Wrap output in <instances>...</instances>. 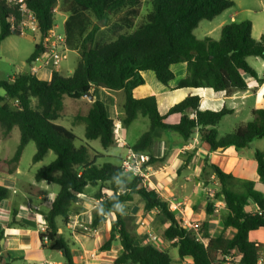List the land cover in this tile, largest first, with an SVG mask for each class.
<instances>
[{
    "label": "trees",
    "instance_id": "trees-1",
    "mask_svg": "<svg viewBox=\"0 0 264 264\" xmlns=\"http://www.w3.org/2000/svg\"><path fill=\"white\" fill-rule=\"evenodd\" d=\"M145 0H26L45 35L55 26L53 10L68 15L65 36L69 49L77 50L78 62L71 76L52 72L51 81L38 78L32 72L19 73L13 79L0 80V128L6 138L17 127L20 144L10 159L0 160L4 165L17 164L30 142L37 151L33 162L43 160L53 151L55 160L40 168L35 181H45L60 187L46 215V230L41 233L42 248L48 252H61L66 264H75L70 245L60 234L58 219L64 225L71 222L72 207L88 186L106 188L108 193H98L97 213L90 228L96 230L114 216L109 237L100 251L112 249L119 239L122 250L114 264H173L171 256L153 244L140 245L127 229L126 214L122 206L133 202L139 195L145 212L157 211L156 218L165 227L163 239L177 249L181 260L193 264H219L229 256L239 257L238 264H258L263 246L249 238L253 231L264 229V193L255 188V182L237 179L216 165L204 161L198 176L207 184L211 177L218 180L219 195L225 203L224 230L233 228L235 233L227 238L223 234L211 236L208 221L202 224L203 238L185 229L181 220L170 210L169 203L151 186H145L139 176L125 174L121 164L106 161V157L93 149L89 141H99L104 149L115 145L116 123L110 118L106 104L97 97L102 88L124 91L122 127L129 128L139 117L148 118L150 128L134 145L135 152L147 154L153 161L155 133L175 132L185 141L198 132L202 142L209 144L212 152L224 151L233 146L236 150L251 147L255 139L264 138V108L252 112L253 119L241 124L234 131L220 137L218 126L233 110H203L198 96H187L180 103L163 107L159 96L136 99L133 90L145 84L142 72H153L156 78L168 85L175 75L171 67L186 63V78L178 88H211L227 94L245 91L248 84L243 75L261 81L250 66V57L264 59V36L253 37L249 20L223 26L219 40L207 37L198 40L196 30L203 21H212L234 6L231 0H150L149 13L142 15ZM20 13L16 7L0 0V44L10 36L20 35L12 30L11 19L17 24ZM114 20V39L100 44L95 37L100 28ZM36 45L31 62L39 55ZM91 93L92 105L85 115L74 117V125L84 124V140L70 129L57 124L64 109L65 97L78 101ZM18 101L17 105H10ZM264 103V96H263ZM179 115L178 124L167 121ZM80 141V147L75 145ZM186 157L182 171L191 158ZM259 180L264 184V151L255 150ZM120 160V159H119ZM151 162L149 164H151ZM101 192V189H100ZM10 188L0 185V204L9 198ZM257 205L251 212V203ZM214 205H206L205 214H214ZM0 235V245L3 239ZM0 246V260L3 261ZM13 259H8L11 264Z\"/></svg>",
    "mask_w": 264,
    "mask_h": 264
},
{
    "label": "crops",
    "instance_id": "crops-1",
    "mask_svg": "<svg viewBox=\"0 0 264 264\" xmlns=\"http://www.w3.org/2000/svg\"><path fill=\"white\" fill-rule=\"evenodd\" d=\"M231 1L234 2L232 8H235L236 11L229 13L230 8L221 16L210 21V25L203 30L205 35L204 39L211 37L219 40L223 26L233 22L238 23L246 21L245 19L238 20V17L246 15L245 17H249L247 20L252 23L253 37L260 40L262 36H264V0ZM56 15H59V22H61L64 28L68 15L59 10H57L55 16ZM203 22L199 25L198 29L201 28ZM56 24L55 21V25ZM56 26L59 28L58 25ZM198 29L196 31H198ZM215 33H219L218 37L214 36ZM27 37H29V39L35 44V47L39 44L40 38L38 36ZM2 47L3 44L1 43L0 50ZM252 58L253 57H250L248 62L262 80L258 81L250 75L244 74L243 77L248 84V88L245 91H235L227 94L225 92L216 93L211 88H178L177 86H179L180 81L186 78L187 75L186 63H179L171 67L175 78L168 87L160 82L153 72H142L145 84L136 87L133 90V96L136 99H146L152 96H159L161 98L162 106L166 108L180 103L189 95L198 96L200 98L201 109L203 110L221 111L224 108L231 109L233 110L232 113L226 116L218 126V131L220 133L221 125L225 122L229 123V133L224 135L220 133L219 135L220 137H224L232 133L239 125L250 122L253 119L252 112L254 110L264 108V59L260 57L262 59V64L254 66L251 63ZM28 64L29 70L26 72L21 71L20 73L32 72L33 62L28 61ZM40 71L44 72V77L38 78L51 81L53 70L42 69ZM40 71L35 75L38 76L39 73H41ZM56 71L60 72V74L62 73L60 68ZM70 71L71 72L66 75V77L71 76L74 72L73 70ZM16 75L18 74L13 75L10 79H13ZM96 94L97 97L106 104L110 118L113 119L115 123L122 124V119L124 117L123 107L126 101L124 91L102 88L97 91ZM232 117L236 118L234 119V122ZM139 119L140 117L135 120L133 124L139 121ZM179 120L180 116L176 115L170 118L167 123L176 125ZM132 125L123 131L124 138L128 139L130 147L135 144L140 135L147 132H141L140 135L132 138V134L129 132ZM198 134L199 133L196 132L190 140L188 139L185 141L175 132H157L156 146L154 150H157V157L162 158V156H166L167 161L161 162L154 167L150 165L149 171H151V173H148V184H145V186L149 185L155 188L156 191L161 194L163 199L170 204L173 202H180L183 204V208H185L186 211V218L189 221L200 222L203 224V222L207 220L209 225L208 231L211 236L215 237L223 234L225 237L230 238L235 233V230L229 228L223 231L225 206H220L218 211H214V214L211 217L206 216L205 209L207 203L202 200L200 196L204 188L190 191V183L185 181V175L182 177L179 175L178 170L186 164V157L194 155L189 164H187L186 169H188L190 176L193 175L197 178L198 186L203 184V181L200 180L198 176V172L200 168L203 167L204 161H207L208 164L216 165L222 171L234 175L237 179L254 181L255 188L264 193V184L259 180L257 161L255 158L256 149L264 151V138L261 140L255 139L251 147L246 149L236 150L235 147L231 146L224 151L212 152L209 144L202 142ZM78 138L84 140V138ZM90 142L91 141H89V144ZM110 148L103 149L108 151ZM127 150L129 151L130 148ZM98 152L106 157H116L114 154L101 151ZM119 157L123 159L125 156ZM105 160L109 161V158H106ZM16 165L17 164L4 165L0 170V185L9 187L11 191L9 198L0 204V235H3V239L5 240L3 250L9 255L8 259H13L11 264H66L61 252H48L42 248L43 244L40 236V234L42 232L44 233L46 230V215L50 211L52 202L60 190L47 196L43 193V187L48 191L47 188H50V186L54 184H47L45 181L29 182L23 186V189L18 190L16 188L18 181L17 175L21 174V170L16 167ZM212 178H214V176ZM187 180L191 181V178L188 177ZM99 188V186L96 188L88 186L85 189L84 194L78 198L72 207L70 224L63 226V222L60 225L58 224L59 222L57 223L59 226V232L64 237L66 236L64 230H66L67 237L65 238L71 247L70 250L74 257L75 264H114L122 250L121 245L118 246L116 252L113 251L115 248L112 247L109 251H100L98 258L96 257L95 249L102 246L109 237L107 233H109L112 225V217H110V219L108 218L103 225L99 226L92 235L87 233L76 235V233L71 230V224L74 219L75 222L78 221L83 223L88 221L86 220L88 219V213L93 216L100 201L97 196ZM179 196L180 199H177ZM136 202H138V206L142 210V217H146V219L151 222L153 220L152 216L157 214V211L145 212L143 209V202L139 195L134 196L133 202L126 203L122 206L124 213L127 214L132 210L133 205ZM194 206H197L196 212H189L190 209H194ZM256 209L257 205L252 202L249 210L253 212L256 211ZM70 230L72 232H70ZM163 231L164 230H162V232ZM252 235L255 236V238H252ZM249 238L263 246L262 256H264V229L251 232ZM139 244L147 245L150 244V242L147 239H144L139 241ZM164 244L169 245V242L164 241ZM158 248L161 247L158 246ZM161 250L165 252L164 249L161 248ZM174 250L175 252L177 251L176 248ZM8 259L4 257L3 261L0 260V264H7ZM236 260H239V257H236ZM173 264L193 263L173 262Z\"/></svg>",
    "mask_w": 264,
    "mask_h": 264
},
{
    "label": "rangeland",
    "instance_id": "rangeland-1",
    "mask_svg": "<svg viewBox=\"0 0 264 264\" xmlns=\"http://www.w3.org/2000/svg\"><path fill=\"white\" fill-rule=\"evenodd\" d=\"M150 0H145L144 1V5H143V13L142 15L144 16L145 14L149 13L150 11ZM236 9L235 8H231L229 10L230 12H235ZM246 15H242L240 17H238V20H242L245 19L247 20L249 17H245ZM264 16V15H263ZM262 16V17H263ZM55 21H56V25L59 26V34H62L64 32V28L63 25L61 24V22H59V15L55 16ZM59 22V23H58ZM256 22V21H255ZM210 25V21H204L201 28L198 29V31H196V36L199 40L204 39L205 35L203 33V30L205 27H208ZM1 31V29H0ZM219 33H215L214 36L218 37ZM114 20L111 19L108 23V26L106 27H102L100 28L99 32L97 33L95 39L96 41H98V43L100 44H108L110 43L113 39H114ZM3 47L0 50V80L4 81V80H8L10 79L13 75L15 74H19L21 71H28L29 70V58L33 55L34 51H35V44L29 39V37H27V35H15V36H10L9 38H7L4 42H2ZM73 51H77V50H73V49H69V53L68 56L62 61L61 65H60V70H61V75H68L71 71L70 70H75L77 62H78V58L79 57V53L77 52H73ZM251 63L254 66H259L262 64V59L260 57H253L251 60ZM41 72V71H40ZM60 73V72H59ZM38 77L43 78L44 77V72L39 73ZM0 93L3 94V91L0 90ZM64 109L62 111L61 117L56 121L57 124H60L62 126H65L66 128L70 129V131H72L76 136L80 137V138H84V129H85V125L84 124H80V125H74V117L77 115H85L87 113V111L89 110L90 106L92 105V98L86 96L81 100L75 101L72 100V98L69 97H65L64 99ZM12 103H10V105H12ZM233 118V117H232ZM233 118V122H234ZM232 120V119H231ZM118 124V123H116ZM229 123L225 122L224 124L221 125L220 127V133L222 135L229 133ZM120 126V130L118 131L119 137L121 138L122 142L120 143H115L114 146H112L108 151H105L101 145V143L99 141H91L90 144L93 146V148H95L98 151L101 152H105V153H109V154H114L116 157L113 158H109L110 162H113L117 165L121 164V158L119 156H125L127 154V149L130 148V144L128 142L127 138H124L123 135V131L124 128L122 127V124H118V127ZM150 128V121L148 118H142L140 117L139 121H137L136 123H134L131 127V130L129 131L130 134H132V138L140 135L141 132L144 131H148ZM163 131H158V133H161ZM157 133V132H156ZM156 133H155V146H156ZM125 134V133H124ZM117 137V136H116ZM130 140V138H129ZM20 144V132L19 129L17 127H15L10 135L5 138L2 134V129L0 128V160L3 159H10L14 156L15 151H17L18 147ZM75 145L77 147H80L81 142L80 141H76ZM37 151V147L36 144L34 142H30L27 147L25 148V150L23 151L21 158L19 160V162L17 163L16 167H18L21 170V174L17 175V189L21 190L23 189V186L26 183L29 182H34V175L36 174V172L42 168V167H46L49 164H51L55 158L56 155L53 151L48 152L42 161L34 163L33 162V157L35 155ZM157 150H153L152 153V158L153 161L151 162V166L154 167L157 164L161 163V162H166V156H162V158L157 157ZM120 159V160H119ZM148 173H151V171H149ZM179 173V172H178ZM179 175L182 177L183 175H185V181L187 183H190V187L189 190H197V189H203V191L201 192L200 196L201 199L206 201V205H208V203L210 202L211 204H213L214 206L219 204V202L223 201L222 197L219 195V185H218V180L214 177V178H210L209 181L207 182V184H201L200 186L197 185V178H195L193 175H189L188 173V169H183L182 171H180ZM190 177L191 181L187 180V178ZM143 184H148L147 181H144ZM47 185V184H45ZM148 186V185H147ZM91 187V186H90ZM101 189V192H100ZM48 191H46L43 187V193L46 194L47 196L50 195L51 193H56L60 190V187L57 185H51L50 188H47ZM102 191L104 193H110L106 190H104V188L102 189L99 188L98 193H102ZM211 192L212 194H214V199L211 201L210 199H208V192ZM177 199H180V196L177 197ZM169 203V202H168ZM170 205V203H169ZM215 209V208H214ZM197 210V206H194V209L191 210L189 212H196ZM141 211V212H140ZM97 213V209L94 211L93 216H91L90 213H88V221L85 222H80L79 224H84L90 227L91 222L93 220V218L95 217ZM74 217V216H73ZM110 217L113 218L114 220V216L112 215H108L107 219ZM75 218V217H74ZM142 217V210L139 208L138 206V202L134 203L132 210H130L127 214H126V222H127V229L130 233H132L134 235V237L137 239V242L139 244V241L146 239L147 237L145 236V228H143L141 225H139V222L141 220ZM152 221L149 222V229L151 231H153L154 233L159 235V247H161L162 249L165 250V252H167L173 262H184V263H192L189 260H181L179 259H175L178 258L177 257V252H175V248L172 246L171 243H169V245L164 244V239L162 236V230H164L165 227H167V225H164L162 223V220H158L156 218V214H154V216H152ZM112 220V222H113ZM58 224L60 225L62 223L61 218L58 219ZM75 223V219L72 222V224ZM200 223V222H198ZM71 224V225H72ZM201 224V223H200ZM63 226H65L63 224ZM202 226V224H201ZM71 230L73 232L76 233V235H81V234H85L83 231V228L79 225H76V227H71ZM70 230V232H72ZM64 234L66 235L65 237H67V233L66 230H64ZM107 235L109 236V233H107ZM252 238H255V236L252 235ZM141 244V243H140ZM118 246H120V242L119 239H116V242L114 243L113 247L115 249H113L114 252H116L118 250ZM101 246L97 247L95 249V253H96V257L98 258L99 256V252H100ZM262 258L264 259V256H262ZM219 264H238V260H236V257L234 256H229L228 258H226L224 261H222ZM264 264V262H263Z\"/></svg>",
    "mask_w": 264,
    "mask_h": 264
},
{
    "label": "built area",
    "instance_id": "built-area-1",
    "mask_svg": "<svg viewBox=\"0 0 264 264\" xmlns=\"http://www.w3.org/2000/svg\"><path fill=\"white\" fill-rule=\"evenodd\" d=\"M9 5L16 7L17 11L20 13V20L16 24L13 19H11L12 30L18 31L20 35L27 36H38L40 38L39 45L41 51L31 62H33L32 73L37 74L42 69H49L56 71L60 68L62 61L68 56L69 47L67 46L65 32L59 34L58 28L55 25L54 28L42 35L39 23L36 19L35 14L28 9L26 0H4ZM58 8L53 10L54 15L57 13ZM18 101L13 104L17 105ZM120 126L116 124L115 136L117 143L122 142L119 137L118 131ZM150 157L147 154L141 152H135L129 150L128 154L121 160V168L125 174H132L133 176H139L142 181H147L149 179L148 171L150 170ZM208 199L211 201L214 199V194L210 191L208 192ZM220 206H225L224 201L219 202V204L213 206L214 211H218ZM170 210L176 214V217L181 220L182 225L185 229L193 231L197 238L203 242L206 240L203 238L202 226L198 222H191L186 218V211L183 208V204L180 202H173L169 205ZM80 222H75L71 227H76L79 225L83 228L84 233L94 234L96 230L91 229L89 226L84 224H79ZM139 225L145 228L146 239L150 244L159 246V235L151 231L148 227L150 225L146 217L141 218ZM264 259L261 257L258 264H263Z\"/></svg>",
    "mask_w": 264,
    "mask_h": 264
},
{
    "label": "water",
    "instance_id": "water-1",
    "mask_svg": "<svg viewBox=\"0 0 264 264\" xmlns=\"http://www.w3.org/2000/svg\"><path fill=\"white\" fill-rule=\"evenodd\" d=\"M85 96L92 97V96H91V93H87V94H85ZM4 243H5V240L2 239V241H1V245H0V246L2 247V249H3V245H4ZM2 256L5 257V258H7V259H8V257H9V255L7 254V252H6L5 250L2 251Z\"/></svg>",
    "mask_w": 264,
    "mask_h": 264
}]
</instances>
